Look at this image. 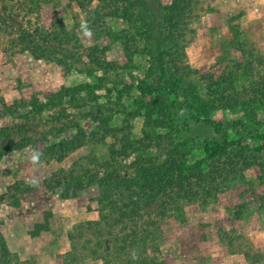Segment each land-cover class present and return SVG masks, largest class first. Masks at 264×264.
<instances>
[{
  "label": "rangeland",
  "instance_id": "obj_1",
  "mask_svg": "<svg viewBox=\"0 0 264 264\" xmlns=\"http://www.w3.org/2000/svg\"><path fill=\"white\" fill-rule=\"evenodd\" d=\"M78 2L0 0V264L4 244L10 264H64L109 176L150 186L147 211L202 203L161 222L158 263L264 264V0H200L181 77L176 0Z\"/></svg>",
  "mask_w": 264,
  "mask_h": 264
},
{
  "label": "trees",
  "instance_id": "obj_2",
  "mask_svg": "<svg viewBox=\"0 0 264 264\" xmlns=\"http://www.w3.org/2000/svg\"><path fill=\"white\" fill-rule=\"evenodd\" d=\"M87 1L86 4L83 2H78V4L81 8L87 10L86 7L88 8L89 3L93 0ZM97 1L101 3L106 0ZM186 2V7L180 8L178 0H176L174 9H177L180 15L171 28V36L174 38L175 47L173 54L174 71L180 77L183 76L182 72L189 73L191 71L185 51L188 41L184 38L183 31L187 26L186 20L194 16L200 0H186ZM194 2H196L195 5H193ZM184 62L185 70H182L180 65ZM209 123L214 128L221 127L214 122L210 121ZM204 151H207V147L204 148ZM212 153L218 154L220 151L215 150ZM165 166L162 165L160 171L157 172L161 180L166 177L161 178L160 176V172L165 171ZM170 172H168L169 175H171ZM224 174L225 172L221 173V175ZM235 174L234 171H229L226 176L232 177ZM197 176L200 177L201 172H198ZM220 183H222V180ZM214 185L216 186L214 188L216 192L217 187L221 184L214 183ZM47 187L50 188L49 190L53 194H57V189L51 185H47ZM99 188L101 193L97 202L99 204L100 220L98 222H86L73 229L69 236L71 251L66 254L64 264H78L84 259L101 260L104 264H160L150 256V251L157 255L160 252L161 244L164 242L161 222H165L167 217L170 216L183 219L184 209L187 205H202L197 199L187 198L181 194H172L171 198L161 206H154L149 211L144 210L145 206L154 201L152 199L153 192L150 186L135 178H121L118 176L111 178L109 176L100 181ZM145 202L146 205L144 206ZM149 207L147 206V209ZM86 235H89V238L86 240L83 250L80 251L75 242L77 239H85ZM1 256L7 264L11 263L12 254L5 244L1 247ZM247 259L260 262L261 255L256 254L253 258L248 256Z\"/></svg>",
  "mask_w": 264,
  "mask_h": 264
},
{
  "label": "crops",
  "instance_id": "obj_3",
  "mask_svg": "<svg viewBox=\"0 0 264 264\" xmlns=\"http://www.w3.org/2000/svg\"><path fill=\"white\" fill-rule=\"evenodd\" d=\"M87 220H95L94 218L93 219H91L89 216L86 218Z\"/></svg>",
  "mask_w": 264,
  "mask_h": 264
}]
</instances>
